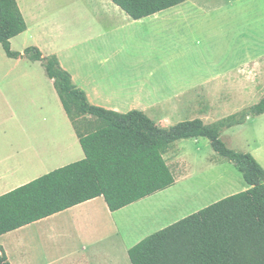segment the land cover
Masks as SVG:
<instances>
[{"label": "crops", "instance_id": "crops-1", "mask_svg": "<svg viewBox=\"0 0 264 264\" xmlns=\"http://www.w3.org/2000/svg\"><path fill=\"white\" fill-rule=\"evenodd\" d=\"M17 1L28 28L11 39L12 47L23 37L26 45L17 51L33 44L44 55H57L94 105L120 113L141 110L168 128L194 119L213 123L264 95V48L252 47L264 43L262 29L253 24L264 16V0H185L142 19L112 0H33L30 13L24 0ZM75 35L85 38L64 43ZM245 41L248 50L262 54L245 60ZM0 67L1 196L85 158V152L42 63L4 50ZM249 120L264 123V114ZM253 155L264 167V157ZM174 174L175 185L117 211L100 196L5 233L0 244L11 264H132L130 248L197 211L172 215L165 199L180 184ZM249 188L247 183L222 197ZM100 244L115 249L107 261L95 253Z\"/></svg>", "mask_w": 264, "mask_h": 264}, {"label": "trees", "instance_id": "trees-1", "mask_svg": "<svg viewBox=\"0 0 264 264\" xmlns=\"http://www.w3.org/2000/svg\"><path fill=\"white\" fill-rule=\"evenodd\" d=\"M142 19L185 0H112ZM27 21L17 0H0V44L12 58L40 61L79 135L85 158L57 168L0 196V236L103 196L111 211L165 190L176 177L165 159L180 139L206 137L222 159L233 163L251 188L227 196L147 236L129 250L132 264H264V167L238 152L223 133L264 114L255 104L213 123L186 120L165 128L141 110L120 113L91 103L57 55L35 45L19 52L11 39ZM84 125V132L80 131ZM0 264H11L0 244Z\"/></svg>", "mask_w": 264, "mask_h": 264}, {"label": "rangeland", "instance_id": "rangeland-1", "mask_svg": "<svg viewBox=\"0 0 264 264\" xmlns=\"http://www.w3.org/2000/svg\"><path fill=\"white\" fill-rule=\"evenodd\" d=\"M24 2H26L27 11L29 13L33 12V0H24ZM261 11L259 13H262ZM253 21V24L256 27L262 29L258 30L259 34H261L263 31L264 36V24L262 25V22H264V16L260 14L259 16L255 17ZM74 24L77 25L76 22H74ZM87 35L89 36V34ZM75 37L76 35L73 38L66 37L63 39V41L67 45L68 42L71 44L73 42H79L85 38L83 35L77 38ZM254 39L256 40L257 38ZM259 40L262 39L259 38ZM24 45H26V39L23 37H18L15 39L14 47L12 48L13 50L17 51L20 50ZM32 45L33 44H29L27 47ZM254 46L264 48V43L252 45V47ZM248 47L249 45L245 41V60L256 54H262L254 53L252 50H248ZM0 51L2 53L4 52L3 45L0 46ZM1 69L2 67H0V96H2V90H5V86L2 84L3 71ZM235 96L245 95L236 94ZM258 100L259 98H256L255 102L252 103L255 104L258 102ZM236 112L237 111H231L228 112V114L230 115ZM263 127L264 123H258V121L249 120L247 123L234 127L231 130V134L226 136V138L223 140L230 148L238 152L251 153L252 155L255 154L264 157ZM80 131H85L83 124L80 127ZM175 153H179L181 158L174 156L173 154ZM171 154L167 158V162L173 171L178 173L177 176L180 180L178 188L168 193L165 199L170 205L171 212L175 211L172 214L173 216L184 213L190 209H196L199 211L202 208L215 203L217 199H223L222 196L226 195L229 191L233 189H239L240 186L245 187L247 185L242 172L233 163L218 157L217 154L215 156V151L212 149L207 138L196 140H179V142L173 146ZM243 184H245V186ZM243 190L245 189H241L240 191ZM109 233L113 234L114 231H110ZM111 237L114 240L118 239V235L116 237L111 235ZM109 245L110 244L97 245L95 253L99 259H104L105 261L109 260V255H111L115 250L112 249V245H110V250Z\"/></svg>", "mask_w": 264, "mask_h": 264}]
</instances>
